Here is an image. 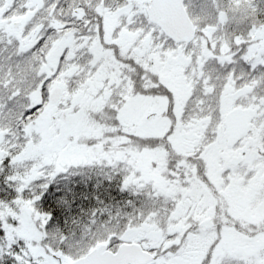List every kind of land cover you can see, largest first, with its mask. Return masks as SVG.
Returning <instances> with one entry per match:
<instances>
[{"label": "snow or ice", "instance_id": "snow-or-ice-1", "mask_svg": "<svg viewBox=\"0 0 264 264\" xmlns=\"http://www.w3.org/2000/svg\"><path fill=\"white\" fill-rule=\"evenodd\" d=\"M0 264H264V0H0Z\"/></svg>", "mask_w": 264, "mask_h": 264}, {"label": "trees", "instance_id": "trees-1", "mask_svg": "<svg viewBox=\"0 0 264 264\" xmlns=\"http://www.w3.org/2000/svg\"><path fill=\"white\" fill-rule=\"evenodd\" d=\"M60 184H68L73 188H82L79 207L87 210L97 206V197L106 204L122 205L129 197L119 191L117 183H107L95 172H87L59 180Z\"/></svg>", "mask_w": 264, "mask_h": 264}]
</instances>
